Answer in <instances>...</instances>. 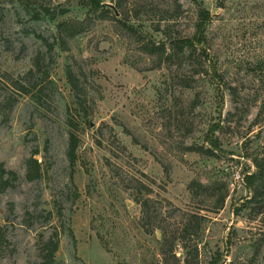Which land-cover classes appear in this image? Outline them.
I'll return each mask as SVG.
<instances>
[{"label":"rangeland","instance_id":"374dc122","mask_svg":"<svg viewBox=\"0 0 264 264\" xmlns=\"http://www.w3.org/2000/svg\"><path fill=\"white\" fill-rule=\"evenodd\" d=\"M51 2L70 11L0 0V162L18 174L0 192V264H37L51 237L58 264H264V179L246 178L264 156V0ZM63 18L83 32L61 41ZM169 34L200 36L207 62L144 51Z\"/></svg>","mask_w":264,"mask_h":264},{"label":"trees","instance_id":"16d2710c","mask_svg":"<svg viewBox=\"0 0 264 264\" xmlns=\"http://www.w3.org/2000/svg\"><path fill=\"white\" fill-rule=\"evenodd\" d=\"M52 0H34L35 3H30L28 5V10L31 12L32 10L35 11L36 14L34 15H41L42 13H45L48 15L52 20H57L59 16H65L70 11L68 10H61L56 11V9H52ZM196 1V0H194ZM178 3L177 5L181 7L180 0H176ZM37 3V4H36ZM86 5L89 8L90 12H103L104 11V4H102L101 0H86ZM200 15L203 19V24H199V29L203 28V25L205 21L209 18L210 13L208 10H201ZM164 19V18H163ZM170 19V18H169ZM87 18L85 19H73V18H63L61 19L58 24V38L65 42L66 40L75 38L79 34H81L84 30V24L86 22ZM129 30H131L133 33L138 34L139 38L143 37V32L139 31L138 28H136L134 25L129 24L128 25ZM202 33V32H201ZM144 39H141V42H143ZM46 44L49 48L52 49L53 45L46 40ZM201 44V37L200 36H193V37H186V36H179V37H172L169 34V37L167 40H162L159 42H148L144 44V51L151 55H157L158 57H164L169 58L170 56L175 55L176 53H182V54H189L191 57L194 56V54L200 50V54H202L205 57V61L208 60V52L207 49L204 47H200ZM69 80L72 84L73 90L75 92V96L77 99V111L81 114L82 112H86V99L83 98L82 92L80 90V87L78 83L74 81V78L72 77V71H68ZM83 114H81L82 116ZM87 115V114H86ZM82 117H88V116H82ZM69 125L71 126V131L69 135V146H68V156L70 158L71 164L75 165L78 160V148L80 145V138L76 131L77 129V123L75 118L69 119ZM28 166L27 171V178L29 180H34L39 178L42 175V166L41 162L38 158L35 156L30 157L26 161ZM255 165L257 167L256 171L248 174L246 176L248 182L250 185H254L256 182L262 181L264 179V156L259 159L258 157L255 158ZM18 179V174L16 171L8 170L4 163L0 162V192L4 191L11 185H13V182ZM198 184L199 186L203 187V184L200 182L195 183L194 186ZM253 197V196H252ZM226 196L221 195L218 198L216 207L219 209L221 208L225 203ZM252 198H250L249 202ZM144 202V201H143ZM146 203V202H144ZM203 217V216H202ZM199 218V217H198ZM201 229V222L197 221V227L195 229L196 234L200 232ZM1 236V232H0ZM198 247V246H196ZM59 250V240L55 239L54 237H51L47 242L44 243L42 251V260L38 262L37 264H58L56 261V254ZM196 251H198V248H196Z\"/></svg>","mask_w":264,"mask_h":264},{"label":"built area","instance_id":"2783aa9c","mask_svg":"<svg viewBox=\"0 0 264 264\" xmlns=\"http://www.w3.org/2000/svg\"><path fill=\"white\" fill-rule=\"evenodd\" d=\"M223 264H229V262L226 260Z\"/></svg>","mask_w":264,"mask_h":264}]
</instances>
